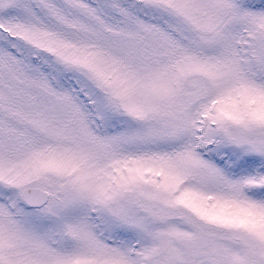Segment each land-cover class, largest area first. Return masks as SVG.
I'll return each instance as SVG.
<instances>
[{"label":"snow or ice","instance_id":"1","mask_svg":"<svg viewBox=\"0 0 264 264\" xmlns=\"http://www.w3.org/2000/svg\"><path fill=\"white\" fill-rule=\"evenodd\" d=\"M0 264H264V0H0Z\"/></svg>","mask_w":264,"mask_h":264}]
</instances>
